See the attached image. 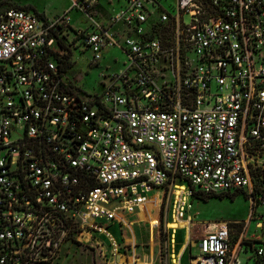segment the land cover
Masks as SVG:
<instances>
[{"label": "built area", "instance_id": "obj_1", "mask_svg": "<svg viewBox=\"0 0 264 264\" xmlns=\"http://www.w3.org/2000/svg\"><path fill=\"white\" fill-rule=\"evenodd\" d=\"M69 1L51 19L0 10V264H56L66 244L127 264L109 226H131L150 197L157 229L192 192L243 195L264 178V0H123L102 23ZM110 48L120 70L83 93L73 54L95 67ZM233 227L212 224L189 264H264L259 238Z\"/></svg>", "mask_w": 264, "mask_h": 264}, {"label": "rangeland", "instance_id": "obj_2", "mask_svg": "<svg viewBox=\"0 0 264 264\" xmlns=\"http://www.w3.org/2000/svg\"><path fill=\"white\" fill-rule=\"evenodd\" d=\"M11 0H0V9L14 7L10 3ZM18 4H30L33 9L43 12L49 19L66 12L63 10L69 3V0H12ZM92 17L95 21H102L106 18L111 7L116 8L122 0H91ZM160 6L164 10H169L172 0H159ZM111 4V5H110ZM69 23L73 27L85 29L87 26L86 15L77 9L68 11ZM90 58V53L86 50L82 54L75 52L73 59L75 65L69 71L73 75L74 83L77 87L86 94L97 92L100 88V81L106 78L101 77V74H112L118 72L122 63L125 61V56L117 48H110L103 52L102 58L95 67H88L86 64ZM264 191V178L252 181V191L254 189ZM251 192L245 191V195L249 196ZM148 196H152L151 193ZM258 196L252 199L243 195L235 196L232 200L228 198H210L205 202L187 199L189 209H183L180 219L171 218L170 215L161 219V227L157 229L151 228L149 220L143 214H134L128 217L127 222L131 226L119 228L115 225L109 226L111 236L118 241V244L123 247L125 262L127 264H143L150 259L155 264H164L167 258L166 254H170V264H174L182 255L186 246L187 239L190 242L189 252L182 256L180 264H187V253L191 257L199 254L198 247L194 240L202 232L209 230L212 224L218 222H229L232 224L233 238L242 236V239L248 236L258 237L259 240L264 239V208L255 206ZM172 202L167 206V210L171 209ZM251 206V208H250ZM250 221L246 227H242L240 222H245L250 213ZM153 211L150 215L153 216ZM155 217H157L155 215ZM154 217V218H155ZM255 222L261 223L259 227H255ZM152 225V224H151ZM177 230V231H176ZM180 230H183L180 231ZM189 234V236H188ZM105 239H102V247L104 251L109 253V246ZM253 242V241H251ZM132 243L134 247H132ZM124 245V246H123ZM243 254H239V258H243ZM56 264H99L98 257L90 250L81 248L79 245L66 244L62 247L59 259ZM241 264H249L245 260Z\"/></svg>", "mask_w": 264, "mask_h": 264}, {"label": "crops", "instance_id": "obj_3", "mask_svg": "<svg viewBox=\"0 0 264 264\" xmlns=\"http://www.w3.org/2000/svg\"><path fill=\"white\" fill-rule=\"evenodd\" d=\"M89 1L91 2L92 6H93V2H92L91 0H89ZM122 1H123V0H122ZM10 3H11L12 5H14V6L28 9V10H30V11H33L34 13L40 14V15L44 16L45 18H47L43 12H40V11H37V10L33 9L32 6H31L30 4H26V3H25V4H18V3H16L15 1H12V0L10 1ZM122 3H123V2H122ZM122 3H121L118 7H116L115 9L111 7V9H110L109 13L107 14V16H108L109 14H111L112 11L116 10L117 8H119V7L122 5ZM110 5H111V4H110ZM69 6H70V1H69L68 5H67L63 10L68 9ZM61 14H62V13H61ZM61 14H59V15H61ZM91 14H92V12H91ZM57 16H58V15H57ZM91 16H92V15H91ZM107 16H106V18H107ZM92 18H93V17H92ZM106 18H105L104 20H102V21H97V22H99V23L105 22ZM69 25H70V27L75 28V27H73L70 23H69ZM76 28H77V27H76ZM151 195L154 196L153 193H151ZM151 198H152V197L149 198L150 201L148 200V202L145 203L144 206H143L141 209H139L138 211L135 212L136 215H137V214H143L144 217L147 218V220H154V219L156 218V217H155V213H153V216L150 215V213L153 211V210H152V201H151L152 199H151ZM153 212H154V211H153ZM154 217H155V218H154ZM210 228H211V227H210ZM207 230H208V229H207ZM207 230H206V231H207ZM176 231H177V230H176ZM180 231L183 232V230H180ZM203 233H204V232H202L200 235H202ZM200 235H199V236H200ZM188 236H189V234H188ZM199 236H198V237H199ZM198 237H195L194 240H191V241H193V242L196 243ZM256 238H257V237H256ZM187 242H188V246H185L184 251H183L181 257L179 258V264H180V262H181V258H182V256L186 253V251L189 252L190 242H189L188 239H187ZM187 242H186V244H187ZM187 257H188L187 264H189V260H190V258H192V257L190 256L189 253H187ZM243 258H244V257H243Z\"/></svg>", "mask_w": 264, "mask_h": 264}, {"label": "trees", "instance_id": "obj_4", "mask_svg": "<svg viewBox=\"0 0 264 264\" xmlns=\"http://www.w3.org/2000/svg\"><path fill=\"white\" fill-rule=\"evenodd\" d=\"M79 1V0H78ZM9 8H20V9H23L21 7H17V6H14V7H9ZM4 9H7V8H4ZM4 9H0V10H4ZM92 12V8H90V13ZM89 13V12H88ZM252 181H255V180H252ZM241 192H236L234 194H231V195H220V196H205L199 192H192L191 194V197L192 199H195V200H199V201H202V202H205L206 200L210 199V198H218V199H222V198H228L230 200H232L235 196H238L240 195ZM258 196L260 198H264V191L263 190H258L257 188L254 189L253 191H251L250 195L247 196L245 194H243V196L245 197H249V198H253L254 196ZM160 227H161V223H159ZM233 240H235V238H233ZM255 244H257L258 246H260L261 248L264 249V241H255L254 242Z\"/></svg>", "mask_w": 264, "mask_h": 264}]
</instances>
